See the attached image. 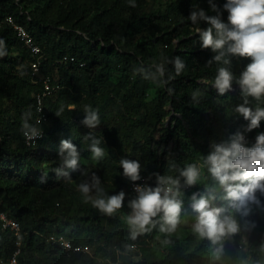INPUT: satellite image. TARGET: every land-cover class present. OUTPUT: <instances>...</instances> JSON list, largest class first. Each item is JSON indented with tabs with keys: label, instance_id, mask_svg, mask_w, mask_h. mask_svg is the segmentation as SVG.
<instances>
[{
	"label": "trees",
	"instance_id": "obj_1",
	"mask_svg": "<svg viewBox=\"0 0 264 264\" xmlns=\"http://www.w3.org/2000/svg\"><path fill=\"white\" fill-rule=\"evenodd\" d=\"M133 2L135 7L130 0H0V40L7 53L0 57V214L21 228L18 264H264V193L260 191L255 193L259 203L250 202L247 215L230 209L222 190L212 202L222 207V217L232 215L242 228L259 220L256 228L261 233L250 245L240 243L241 230L223 245V237L212 245L194 231L187 235L177 231L189 219L194 226L198 214L191 207V196L214 183L204 165L212 145L237 131L244 135L249 123L235 108L244 103L237 80L251 59L229 57L232 88L220 96L213 83L222 65L208 63L216 53L203 48L195 33L196 27L210 25L202 20L193 25L188 19L192 11L202 9L227 23L223 7L227 0H211L216 11L209 0ZM8 17L42 49L38 82L31 75L32 54ZM176 56L185 63L178 76L173 64L165 62ZM160 63L167 83L145 76ZM44 78L59 88L45 100L48 121L40 125L36 95L43 91ZM112 99L121 104L119 114L96 108L98 101L105 105ZM258 103L264 107L263 99L249 97L247 106L255 110ZM86 106L98 110L97 128L82 123ZM29 112L28 122L44 131L32 146L22 133V117ZM90 133L108 152L100 169L92 164L91 140L84 139ZM260 133L264 119L246 134L245 146H253ZM62 140H69L80 153L79 166L69 170L70 177L55 171L61 164ZM121 159L138 161L140 177L150 187L157 186L158 175L179 178L182 209L175 231L161 232L158 215L155 227L130 240L125 217L131 211L128 202L136 196L129 192L131 180L123 175ZM190 164L204 175L187 189L179 172ZM92 173L101 179L107 195L125 193L124 207L113 216L93 208L79 191L78 185ZM51 235L90 251L68 252L53 244ZM16 241L0 218V264H8ZM129 244L135 245L134 251L126 249Z\"/></svg>",
	"mask_w": 264,
	"mask_h": 264
},
{
	"label": "clouds",
	"instance_id": "obj_2",
	"mask_svg": "<svg viewBox=\"0 0 264 264\" xmlns=\"http://www.w3.org/2000/svg\"><path fill=\"white\" fill-rule=\"evenodd\" d=\"M209 2L211 4V0ZM130 6H136L133 0H130ZM211 7L213 11L217 10L215 4H211ZM223 7L228 12L227 23H224L219 15H206L202 9L192 11L188 19L193 25L201 20L210 25L206 29L196 27L195 33L199 34L203 48L216 53L208 63L222 65L218 67L213 83L220 96L232 88L234 77L228 68L229 57L235 55L251 59V63L237 80L244 103L235 108L236 113L249 121L246 131H251L258 128L264 119V107L259 106V103L255 110L247 106L249 97L257 102L264 99V0H227ZM6 54L4 41L0 40V57ZM165 62L173 64L177 76L185 68V63L179 56ZM154 67V73L145 72L144 69L140 71L145 72L146 78L159 77L161 83H167V80H163L166 73L164 63ZM84 112L82 123L89 129L97 128L100 124L98 110L86 106ZM30 117V112L22 117V133L27 141H34L42 136V130L28 122ZM84 139L91 140L90 151L94 159H102L105 156L104 149L99 146V139L91 133ZM212 149L204 159V165L214 183L191 196V207L198 214L197 222L193 226L194 233L216 245L221 237L239 230V225L232 215L221 217L223 209L211 206L216 199V192L222 190V199L228 202V207L241 215L248 214L250 202L259 203L255 196L257 191L264 193V133L257 135L253 146L246 147L243 133L237 131L231 134L227 141L212 145ZM59 157L61 164L55 170L56 173L58 176L70 177L69 170L76 171L79 166L80 153L77 147L69 140H62ZM119 163L125 177L133 182L140 179L141 165L138 161L121 159ZM200 175L201 168L196 164H190L179 172V176L183 177L189 186L196 184ZM78 188L86 202H91L93 208L106 216H113L124 207L125 193L121 191L107 195L101 186V179L95 173L82 181ZM135 191L137 196L128 202L127 207L131 211L125 217L130 229V240L135 241L139 235L155 227L154 218L158 215H161L162 220L161 232L171 233L176 230L182 209L179 178L158 175L157 186L137 185ZM126 249L134 251L135 245H126ZM215 252L218 254L220 249H215Z\"/></svg>",
	"mask_w": 264,
	"mask_h": 264
},
{
	"label": "built area",
	"instance_id": "obj_3",
	"mask_svg": "<svg viewBox=\"0 0 264 264\" xmlns=\"http://www.w3.org/2000/svg\"><path fill=\"white\" fill-rule=\"evenodd\" d=\"M7 22L13 25V27L16 30L17 35L20 38V40L24 43V45L27 47V49L30 50L32 57H33V60L30 63L31 75L34 79V82H38V80H36L37 79L36 77H38L40 74L41 64H42V61L44 58L41 47L36 44L34 38L27 32V30L22 25H18L14 22L12 17H8ZM64 60H67V58H65ZM71 60H73V59H71ZM41 82L43 83V91L36 95L37 113H38L37 121H40V123H37V124H40V125L42 123H45L48 121V117H47V114L45 112V100L48 97H50L59 88V86L51 84L50 78H44ZM263 105H264V99H263ZM38 129H40V128H38ZM40 130H42V129H40ZM249 132L250 131H245V134H244L245 138H246V134ZM43 135H44V131L42 130V136L40 138H42ZM40 138H37L34 141H27L26 140V143H27V145H30V146L35 145L36 142ZM137 185L149 186L147 180L145 178H142V177H140V179L138 181H135V182L131 181L129 184V192L131 193V195L137 196V193L135 191V188ZM190 187L191 186L187 185L186 188L189 189ZM0 218L3 221V228L4 229L9 228L11 231H13L14 235L17 238L16 250L13 253L8 264H18V255L21 251V245H22L21 228L16 221L10 219L4 213L0 214ZM49 240L53 244H59L68 252L86 253V252L90 251L88 246H75L63 236L51 235L49 237Z\"/></svg>",
	"mask_w": 264,
	"mask_h": 264
},
{
	"label": "rangeland",
	"instance_id": "obj_4",
	"mask_svg": "<svg viewBox=\"0 0 264 264\" xmlns=\"http://www.w3.org/2000/svg\"><path fill=\"white\" fill-rule=\"evenodd\" d=\"M102 105H103L102 102L98 101V103L96 104V108L99 109L100 107L101 108L104 107L105 109H107V111H112L115 114H119V112L121 111V104L116 99H112L108 104H105L103 106ZM71 108L74 109V106H71ZM171 119L172 118L169 117L168 122H170ZM104 152H105V156L102 159H94L92 156V153H91L92 164L97 169H100L102 161L108 157V152L106 150H104ZM203 175H204V171L201 170V175H200L197 183L202 181ZM212 207H219L222 209V207L218 203H214L212 205ZM220 215L222 217V213ZM189 221L191 222L192 220L189 219L188 221L183 222L182 225L177 228V231L179 233H182L183 235H187L190 232H193V224H191ZM259 223H260L259 220L256 219L253 221V223H251V226H249L247 228L246 227L242 228V225H240L238 232H236L234 234H227V235L223 236L221 244L222 245L225 244L227 239L231 238L232 236L237 235L239 233V231L241 230V232H242V239L241 240L242 241L240 243H245L246 245H250L252 242L257 240L258 235L261 233L260 230L256 228V224H259ZM262 245L264 247V242L262 243ZM262 260L264 262V253H263Z\"/></svg>",
	"mask_w": 264,
	"mask_h": 264
}]
</instances>
